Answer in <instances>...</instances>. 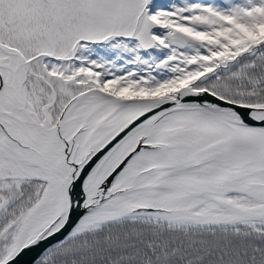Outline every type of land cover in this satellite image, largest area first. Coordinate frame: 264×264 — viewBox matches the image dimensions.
<instances>
[{"label":"snow or ice","instance_id":"obj_1","mask_svg":"<svg viewBox=\"0 0 264 264\" xmlns=\"http://www.w3.org/2000/svg\"><path fill=\"white\" fill-rule=\"evenodd\" d=\"M0 264H264V0H0Z\"/></svg>","mask_w":264,"mask_h":264}]
</instances>
